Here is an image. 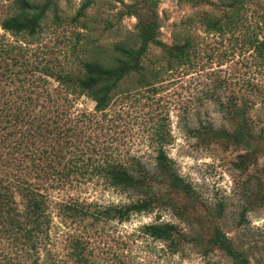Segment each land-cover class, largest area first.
I'll list each match as a JSON object with an SVG mask.
<instances>
[{
    "label": "trees",
    "instance_id": "1",
    "mask_svg": "<svg viewBox=\"0 0 264 264\" xmlns=\"http://www.w3.org/2000/svg\"><path fill=\"white\" fill-rule=\"evenodd\" d=\"M184 1L193 6L209 4L211 10L186 16L181 21L182 28L174 31L172 42L159 38L158 0H132L125 5L123 13L136 18L133 35L108 47L97 45L95 54L81 58L75 68L39 56L38 46L29 52L28 46L38 40L46 11L56 8V0L11 1V9L0 16V28L17 41H4L0 36V227L3 230L19 235L36 248L52 221V190H70L92 179L125 193L130 201L97 204L70 197L57 202L60 216L76 222L87 219L122 222L135 213L169 208L178 217H190L199 200L165 150L170 141L166 130L160 126L153 130V166L134 157L126 158L128 153L118 151L112 144L97 145L93 135L84 133L90 128H102L101 121L108 111L117 101L129 96L131 90L154 92L165 71L186 65L193 67L201 55L211 60L213 53L201 52V43L195 39L192 28H201L207 35H228L229 42L240 49H251L258 63L264 65V12L258 14L254 10L256 6H251L264 7V2L229 0L217 5L209 0ZM88 4L89 1L83 2L81 9ZM150 46L160 48L154 59L147 58ZM49 78L55 82L52 88L48 86ZM125 81L129 82L128 86L124 85ZM80 96L94 101L93 111L81 112L68 124L64 116L73 100ZM249 107L250 101L244 96L240 103L230 99L225 110L231 118L237 117L232 118L233 127L213 129L208 124L202 126L203 133L199 134L203 143L216 142L226 149H243L235 162L241 172L256 163L264 149V134L254 129ZM262 175L253 176V189L248 179L243 183L244 209L264 198ZM205 209L207 217L203 214L201 217L210 222V230L204 245L219 249L230 264H254L247 249L241 248L221 227L218 218L223 216V202H218L214 211ZM141 230L166 243L172 251L179 249L182 233L174 222H151ZM71 247L74 263L88 264V254L81 241L73 239Z\"/></svg>",
    "mask_w": 264,
    "mask_h": 264
},
{
    "label": "rangeland",
    "instance_id": "2",
    "mask_svg": "<svg viewBox=\"0 0 264 264\" xmlns=\"http://www.w3.org/2000/svg\"><path fill=\"white\" fill-rule=\"evenodd\" d=\"M11 1H0V16L11 9ZM85 1L89 4L81 9ZM209 1L217 5L229 2ZM131 2L56 0V8L46 11L38 40L28 46L29 52L38 46L39 56L49 58L54 64L57 59L75 68L81 58L95 54L97 45L108 47L133 35L136 18L123 13L125 5ZM251 6H256L254 10L258 14L264 12V7ZM208 9L211 10L209 4L193 6L184 0H158L159 38L166 43L172 42L174 31L182 28L180 24L186 16ZM247 14L252 16L251 11ZM191 32L201 43L203 54L213 53L211 60L201 55L193 67L186 65L165 71L154 92L131 90L129 96L117 101L108 111L101 121L102 128L84 132L93 135L92 140H96L97 145L112 144L118 151L128 153L123 154L126 158L134 157L153 166V130L157 126L166 130L170 141L165 150L199 200L190 217H178L169 208L135 213L122 222H92L90 219L76 222L60 216L57 202L70 197L97 204L130 201L128 195L100 180H87L70 190H52V221L36 248L0 227V264H75L70 255L73 239L81 241L88 254V264H230L219 249L204 245L210 230L205 208L214 211L220 201L223 202V216L218 220L223 230L241 244V248L247 249L251 262L264 264V198L259 203H251L247 209L241 203L243 183L248 179L253 189V176L264 173V149L256 163L241 172L235 162L243 149H226L216 142L203 143L199 137L203 133L202 126L208 124L213 129L230 130L234 125L232 118L237 117L231 118L225 106L230 99L240 103L242 96L250 101L248 114L254 129L264 134V65L258 63L251 49H240L229 42L228 35H207L201 28H192ZM0 36L4 41L17 43L1 28ZM19 43L25 46L22 41ZM159 51V47L150 46L147 58L154 59ZM49 81L48 86L54 87V80L49 78ZM125 84L128 86L129 82ZM71 104L64 116L68 124L81 112L90 113L94 107V101L86 96L75 98ZM109 118L113 119L108 121ZM261 192L264 196V185ZM202 214L205 217H201ZM156 221L177 224L182 233L177 251L142 232L143 225Z\"/></svg>",
    "mask_w": 264,
    "mask_h": 264
}]
</instances>
